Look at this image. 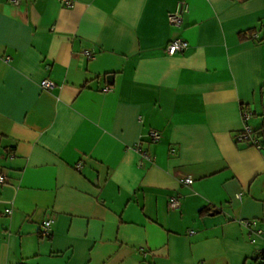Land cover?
Instances as JSON below:
<instances>
[{"label":"crops","instance_id":"obj_1","mask_svg":"<svg viewBox=\"0 0 264 264\" xmlns=\"http://www.w3.org/2000/svg\"><path fill=\"white\" fill-rule=\"evenodd\" d=\"M178 1L0 0V264L264 257V0Z\"/></svg>","mask_w":264,"mask_h":264},{"label":"built area","instance_id":"obj_2","mask_svg":"<svg viewBox=\"0 0 264 264\" xmlns=\"http://www.w3.org/2000/svg\"><path fill=\"white\" fill-rule=\"evenodd\" d=\"M16 4L20 2V0H12ZM63 3H65L68 6L73 5V0H62ZM189 12V3L187 0H179L177 2L176 9L169 13L168 20L171 26L180 28L184 21V16ZM189 44L184 38H175L171 40L167 46H166V52L170 55L177 54L179 52H183L188 48ZM55 84L49 80L45 79L42 81V87L43 88H52ZM253 112L251 110L243 108L242 110V116L244 120H248L252 117ZM151 141L153 143H156L161 140V133L157 130H153L151 132ZM237 141L238 142H249L258 148L261 147L260 144V138L256 134V132L248 125V123L245 125L244 130L237 135ZM145 157L149 158V156L144 152L143 153ZM6 176L4 174H0V183H5ZM183 184L189 185L194 182V179L192 176L185 177L181 180ZM239 199H241V194H238L237 196ZM181 197L179 195H173L169 200V208L170 210L176 211L179 210L181 207ZM8 213H11V210H7ZM243 224L247 227L251 228V232L254 234H261L262 229L257 228L256 220H250L245 219L243 220ZM53 225V220H48L44 222L42 226V231L44 234L50 233V230ZM252 241H255V238H252ZM257 264H264V257L262 253L258 254L257 257Z\"/></svg>","mask_w":264,"mask_h":264},{"label":"water","instance_id":"obj_3","mask_svg":"<svg viewBox=\"0 0 264 264\" xmlns=\"http://www.w3.org/2000/svg\"><path fill=\"white\" fill-rule=\"evenodd\" d=\"M113 78H114V76H113L112 74H110V75L107 76V79H108L109 81L113 80Z\"/></svg>","mask_w":264,"mask_h":264},{"label":"trees","instance_id":"obj_4","mask_svg":"<svg viewBox=\"0 0 264 264\" xmlns=\"http://www.w3.org/2000/svg\"><path fill=\"white\" fill-rule=\"evenodd\" d=\"M255 132H256V134L258 135V137L263 136V133H259L258 130H256Z\"/></svg>","mask_w":264,"mask_h":264}]
</instances>
